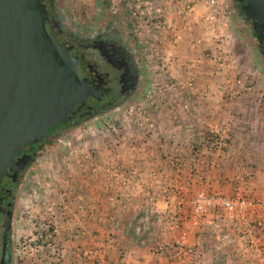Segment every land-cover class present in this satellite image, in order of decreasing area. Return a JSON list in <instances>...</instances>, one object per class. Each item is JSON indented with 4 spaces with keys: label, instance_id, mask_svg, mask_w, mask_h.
I'll list each match as a JSON object with an SVG mask.
<instances>
[{
    "label": "crops",
    "instance_id": "1",
    "mask_svg": "<svg viewBox=\"0 0 264 264\" xmlns=\"http://www.w3.org/2000/svg\"><path fill=\"white\" fill-rule=\"evenodd\" d=\"M172 1L174 10L169 21L178 26H184L187 21L182 7L185 4L196 7V16H188L192 31L187 32L184 42L178 46L180 58L171 76L154 75L158 80L161 78L160 87L154 86L147 93L161 96L167 90L166 83L173 84V80L185 84L194 81L195 90L169 95V101L158 109H152L147 102L138 104L146 110V119L150 120L144 127L136 123L140 118L128 117L120 125L123 128L120 131H116L110 121L102 130L95 128L89 144L94 150V167L80 154L66 153L60 157L66 169L56 168L55 172L48 168L44 174L40 173L43 191L39 196L35 190L29 193L32 218L38 200L43 210L44 215L37 224L43 228L55 221L59 228L58 239L65 256L63 264H88L80 256L86 249L94 248L100 249L110 264H168L171 247L181 235V230L173 226L174 219L186 225L190 216L189 201L195 194L225 190L233 193L244 183L250 186L246 182L249 175L264 181V106L254 102L242 104L248 95L244 88L225 85V69L218 65L217 40L197 22L204 11L203 0ZM236 15L238 22L243 21L232 8L231 26L232 16ZM197 39L202 42L198 43ZM213 75L217 76L215 84ZM182 104L189 106L187 112L180 107ZM134 106L132 108H136ZM230 119L233 126L228 132V147L222 153H214L208 128L211 125L223 128ZM189 126L195 130L187 132ZM96 133L102 136L96 137ZM85 134L82 139H91ZM119 166L125 177L109 176L107 172ZM29 168L26 180L34 178L31 170H39ZM49 177L58 178L57 189L69 202L65 209L59 208L62 195L57 197L55 193L56 202L48 198L52 183ZM254 188L264 194L261 184ZM258 199L264 202V197ZM209 219L206 217L205 222ZM48 230L43 232L41 240L50 235ZM262 230L253 232L251 236L257 240L251 246L248 245L250 235L245 234V226L240 223H225L220 232L209 224L193 229L189 243L197 245L195 264H264Z\"/></svg>",
    "mask_w": 264,
    "mask_h": 264
},
{
    "label": "rangeland",
    "instance_id": "2",
    "mask_svg": "<svg viewBox=\"0 0 264 264\" xmlns=\"http://www.w3.org/2000/svg\"><path fill=\"white\" fill-rule=\"evenodd\" d=\"M54 1L59 16L61 17V21L67 27H70V30L72 32L91 33L93 31L98 32L103 29H110L111 31L121 32L125 40L128 42V45L134 51L136 58L139 60L140 66L143 68L142 74L144 78L142 85L140 86L139 91L136 93V95L119 110L107 112L103 115H100L99 117L83 122L79 126H69L67 130L62 131L63 133L60 132V135H57L54 139H52L51 142H47L45 144V147H43L44 149L40 151L39 155L37 156L36 161L29 168V170H31L33 167L39 168V170L36 168L35 171L31 170V176H34L33 179H25V176L28 173L27 170L23 173L21 179H19V185L16 186L15 190L16 201L13 209V220L11 222V264H63L62 258L65 259V256H63L62 254L63 247H61L62 244L58 239L59 228L57 229V232H54V228L50 227L52 222H50L46 226H43V228L40 224H37V221H40V218L44 215L43 210L42 207L38 204L39 200L36 199L38 200L37 202H35V204H37V207L34 208L35 212L33 213L32 218L29 213L31 209V197L29 196V193H32V190H35L36 195L39 196V194L43 191V186L41 184L42 180H40L42 179L41 174H44V172L48 168L50 169V171L52 170L55 172L57 171V169H66V164H63V162L61 163V161L63 160L60 159V157L63 158L62 155H66V153H68V150L64 146L65 139L78 140L79 137H83L82 135H86L85 133H88L89 137L91 138V136L94 135L92 134V132L95 128L102 130L105 125L106 127L108 126L107 124H105L107 121L113 123V128H116V131H120L121 129H123L120 125L124 124L126 118H136L135 113L137 111L138 104L147 102L150 107H152V103L156 102L159 97H161V101H163L164 99V102H167L169 101V95H171L168 91L164 92L161 96L159 94L157 95L154 93H147L149 89L153 88L154 86L160 87L158 86V84L161 78L159 77L160 79L158 80V78H155L154 75L158 74L157 71H160L162 67L157 58L154 57V55L151 54L150 51L143 47L137 36V33L130 25V11L132 8V0ZM229 1L231 3L233 11L238 13L241 3L237 0ZM238 21L239 19L237 18V15L232 16V26L230 25L231 27L229 33L232 37L227 38L228 43L226 45L227 54L230 56V62L226 63L227 66L225 68V85H236L242 86L244 88L248 95H246L247 97L242 100L244 102H242V104H249L251 102H254L256 103V105L264 106V60L258 53L251 28L243 21L242 23ZM242 75H244V77H242ZM241 79L243 80V84L238 83V81ZM166 80L168 81V79ZM216 80L217 76L213 75V84L216 83ZM162 83L163 82H161V84ZM166 84L167 85L165 86L167 87L171 85L170 81H168V83ZM129 104L132 105L131 108L135 107L134 105H136L134 113L132 112V116H129L131 110V108H129L128 106ZM250 117L251 116H249L248 114V118ZM259 117H261L260 114L258 115V119ZM95 135L96 137H101L102 133H96ZM92 139L93 138L85 139L84 137L83 139H79L80 141L78 142L82 141V143L84 142V144H90L92 143ZM253 177V175H249L246 180V182L250 186H245L246 183H244L240 189L235 188L233 190V193L230 190H225L221 193L208 191V193L221 195L222 197L226 198H233L237 196L238 193H241L245 198L249 200L257 199V201L262 202V200L258 198H263L264 194H259L256 190H254V187H258L259 184H261L263 187L264 181L262 180L260 182L256 178V176L254 179ZM49 179L52 183L49 187V189H51V193L47 194L48 198L53 202H56L58 200L54 196L55 193L57 194V197L62 195L61 198H59L61 203L59 205V208L63 209L64 207L65 209V205L68 207L69 202L67 201L66 196H64V193L62 191L60 192V190L57 189L59 188L58 178L53 179V177H49ZM55 185L57 187H55ZM249 188H251L252 190ZM53 189H57L56 192H52ZM260 214L264 215V210H261ZM174 223H177L176 219H174ZM44 229H49L48 231L53 234V238H49L48 236L47 238L41 240V235L43 234V232L45 233ZM178 240H180V238ZM177 241L175 245L171 247L172 249L168 254V264H171ZM86 250L89 251L91 249ZM93 250L100 249L94 248ZM72 256H74V254ZM80 258H85V260L88 261V264H98L97 262L94 263V261L89 260L85 254H82ZM102 259L105 264H110L108 258L104 253H102Z\"/></svg>",
    "mask_w": 264,
    "mask_h": 264
},
{
    "label": "water",
    "instance_id": "3",
    "mask_svg": "<svg viewBox=\"0 0 264 264\" xmlns=\"http://www.w3.org/2000/svg\"><path fill=\"white\" fill-rule=\"evenodd\" d=\"M237 1L264 41V0ZM48 18L45 0H0V186L12 179L0 198V213L4 202L12 205V184L31 158L15 162L21 150L44 145L52 128L71 120L76 104L83 106L95 95L78 74L77 51L56 42L47 30Z\"/></svg>",
    "mask_w": 264,
    "mask_h": 264
},
{
    "label": "built area",
    "instance_id": "4",
    "mask_svg": "<svg viewBox=\"0 0 264 264\" xmlns=\"http://www.w3.org/2000/svg\"><path fill=\"white\" fill-rule=\"evenodd\" d=\"M204 11L198 18V23L201 25L202 30L210 33L214 39L217 40V53L219 52L220 58L218 65L226 68V63L230 62V56L227 54L226 45L227 38L230 33V15L232 6L229 0H203ZM174 5L172 0H132V8L130 11V25L137 33V36L145 49L150 51L154 57L161 64V73L165 76H171L172 69L178 65L180 58L178 46L184 42L187 32L192 31V23L189 20L193 15L196 16V7L191 4H185L182 7L183 14L187 17L184 26H178L169 21V15L173 12ZM188 16L191 18L188 19ZM201 43V39H197ZM244 77V75H242ZM243 84V80L238 81ZM195 82L190 81L184 83L182 81H173L167 90L170 94L185 93L189 90H195ZM207 93V89L204 90ZM156 94V93H154ZM164 103L159 98L156 102L152 103V107L158 109ZM155 104V105H154ZM151 107V108H152ZM185 112L189 110L187 104H182ZM134 109L130 113H134ZM132 113V114H133ZM136 123L144 127L149 125L150 120L146 119V110L138 107L136 111ZM144 119H146L144 121ZM233 126V119L228 121V124L219 128V126L211 125L208 135H210V146L214 153H222L228 147L229 134L228 132ZM195 127H187V132L194 131ZM81 139V138H80ZM77 140L65 139L64 146L70 155H81L84 161L90 166L94 167L95 157L94 150L89 144L78 142ZM199 153V151H198ZM201 154V153H199ZM174 162V161H173ZM175 163V162H174ZM176 164V163H175ZM94 171L95 168H94ZM109 176L120 179V176L125 177V172L122 166L117 167L115 170L107 172ZM189 220L186 225H181L180 222L175 223L173 226L181 230L180 240L177 241L174 256L172 257L171 264H195L197 256V245H190L189 237L193 229H200L203 225L209 224L213 227L214 231L220 232L223 225L240 223L245 226V234L250 235L248 245L254 246L257 238L253 235V225L258 229L264 228V215H261V210H264V202L257 201V199L249 200L241 193L233 198L222 197L221 195L209 194L208 192H200L192 197L189 201ZM209 217V221L205 222V218ZM54 232H57V225L51 224ZM264 231V230H262ZM53 238V234L48 235ZM84 254L89 260L97 262L98 264H105L102 259L100 250H87Z\"/></svg>",
    "mask_w": 264,
    "mask_h": 264
},
{
    "label": "flooded vegetation",
    "instance_id": "5",
    "mask_svg": "<svg viewBox=\"0 0 264 264\" xmlns=\"http://www.w3.org/2000/svg\"><path fill=\"white\" fill-rule=\"evenodd\" d=\"M45 1L48 2L49 13V18L46 21L47 30L55 36L58 44L72 47L77 51L79 58L78 74L87 79L95 91V95L89 97L85 105L76 104L74 106V112L68 114V117L71 118L68 123H58L49 131L51 137L45 142L46 144L60 135V132L63 133L62 131L67 130L69 126H79L83 122L107 112L119 110L136 95L144 77L139 60L121 32L110 29L91 33L72 32L70 27L61 21L55 1ZM241 8L242 4H240L238 14L243 22L251 28L258 53L264 60V41L261 42L258 39L252 22L241 12ZM45 144L24 147L15 158V162H17L24 156H31L27 160L25 169L19 173L18 181L12 184V205L8 206V202H4L2 206L3 211L0 213V264L4 256L6 257V264H11V222L16 201V186L23 173L36 161ZM22 165H25V162H22ZM7 180L12 181L11 177L4 179L0 186V198H3L6 189H10Z\"/></svg>",
    "mask_w": 264,
    "mask_h": 264
},
{
    "label": "trees",
    "instance_id": "6",
    "mask_svg": "<svg viewBox=\"0 0 264 264\" xmlns=\"http://www.w3.org/2000/svg\"><path fill=\"white\" fill-rule=\"evenodd\" d=\"M21 179V178H20ZM19 185V182H18V184H17V186ZM237 229V228H236ZM243 229H240V231H242ZM238 231V230H237ZM253 232L254 233H259V229L256 227V225H253ZM242 233V232H241ZM242 237L243 238H245L246 237V235H244V234H242ZM246 239V238H245Z\"/></svg>",
    "mask_w": 264,
    "mask_h": 264
}]
</instances>
